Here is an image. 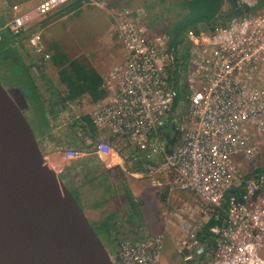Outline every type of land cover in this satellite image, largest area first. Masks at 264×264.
<instances>
[{
    "label": "built area",
    "instance_id": "obj_1",
    "mask_svg": "<svg viewBox=\"0 0 264 264\" xmlns=\"http://www.w3.org/2000/svg\"><path fill=\"white\" fill-rule=\"evenodd\" d=\"M72 1L0 0L6 16L0 31L20 38L35 20ZM78 1L107 12L110 35L122 43L125 58L103 77L105 95L90 112L97 137L63 153L107 157L121 138L133 176L154 187L166 181L201 205L200 218L182 224L177 242L186 264H264V173L244 179L241 163L264 150V9L234 14L214 29L190 30L187 47H172L168 35L143 23L144 6ZM28 43L50 58L39 31ZM166 232L123 239L114 264H162Z\"/></svg>",
    "mask_w": 264,
    "mask_h": 264
},
{
    "label": "rangeland",
    "instance_id": "obj_2",
    "mask_svg": "<svg viewBox=\"0 0 264 264\" xmlns=\"http://www.w3.org/2000/svg\"><path fill=\"white\" fill-rule=\"evenodd\" d=\"M38 1L39 0H32L33 3ZM236 1L238 2L239 8L242 10L249 7L253 2V0H248V2H250L249 4L241 0ZM172 4L177 7L179 6L178 8L181 6V4L178 5L177 1H174ZM229 8V3H224L221 15H225V13L230 10ZM57 10L35 20L32 26L29 27V30L25 33V35H27L32 31H39L42 34L44 43L47 47L46 51L50 54L49 59H51L53 55L56 57L55 60H57L58 57L61 58V55L66 54L63 63L68 64L70 60L77 59L89 66L92 63V60L98 59V56L101 58L106 56V61L113 63V61L110 60L111 57L109 52H107L108 49H103L104 47L102 49L98 48L105 44L101 42L105 41L103 37L110 25L104 11L97 7H82L80 4L78 8H64V10ZM253 10L252 12H255ZM177 12H179L178 9H172L169 10L167 14L163 13L168 24L179 19ZM160 14L161 12H156V15ZM2 18L3 22H1L0 28L2 27L6 16H2ZM161 21H164V18H159L157 23H160ZM153 24L156 23L154 22ZM168 27L158 26V29L166 30ZM5 34H7V32H5ZM165 34L173 40V36L169 31ZM108 35L110 37V32ZM185 35L186 36L183 38L185 39L184 43L187 47L189 45V37L187 34ZM113 38V43L108 40L109 43L106 45L110 46L113 44V50H119L120 52L122 43L117 41L118 39L116 36H113ZM3 39L4 36L1 33L0 42ZM97 51L102 52V54L94 55V53L97 54ZM184 53H186L185 50ZM93 56L96 57L92 58ZM0 80L22 109L31 125H33L30 112L32 106H30V103L8 85V80L4 78L1 70ZM259 84L264 85V74L262 75V81ZM35 94L36 93L31 89L27 93V95L32 98L36 96ZM61 146L65 148V145L62 144ZM53 147H49L48 143L44 148L46 151V158L49 163L53 158H59L58 162L61 163V166H64L62 172H59V170H56V168L53 167L61 175L64 181L71 185L70 187L80 192L86 190L89 186L87 184L90 182L93 184H97V182L100 183V190L101 192L103 191L102 199L107 200L105 203L109 204V210H106L105 213L107 215L111 212L114 214L112 218L110 217V220H104L108 221L111 240L108 241V239L102 237L106 247L111 253L112 259L115 260L118 256V244L120 241L126 238L134 240L141 235V233H139L138 236H135L136 234H134V228L137 224H140V231L142 230V233L144 231V234L164 231L166 229L167 239L162 264H183V262H181L182 257L177 251V242L184 234L182 224L185 221L192 222L193 220H198L200 218L201 205L195 201L193 194L177 189L170 191L171 186L166 184V181H163L162 187H154L146 177H135L131 174L128 160L126 161L128 168L126 172H123V170L118 168H115V170L112 171H107L104 170V167L101 164L96 165V163L91 162L82 163L76 166L73 161L78 162L77 160L80 158H68L65 153H63L64 150H67V147L63 151H57L56 149L53 150ZM115 147L117 148L116 145H114V148ZM54 152L62 153L54 156ZM241 161L243 178H249V176L259 173L257 172L258 168H264V150L259 152V155L255 159L250 160L249 158ZM81 167H83V169H81ZM76 168H78V171H76ZM129 178L139 180V183L133 186V184H130L127 181ZM123 179H125L126 182L122 181ZM106 180L109 182L113 181L114 183L109 185ZM90 191L91 188H88L86 193L92 199H96V194H93ZM81 206L83 208L82 203ZM131 208L133 213L129 215L128 211L131 210ZM88 213L90 218L87 217L97 230L96 225H99L100 223L97 224L95 219L96 216L92 214V211H89ZM103 223L104 222L101 224ZM166 225L167 228L165 227ZM142 236L143 235H141V237Z\"/></svg>",
    "mask_w": 264,
    "mask_h": 264
},
{
    "label": "water",
    "instance_id": "obj_3",
    "mask_svg": "<svg viewBox=\"0 0 264 264\" xmlns=\"http://www.w3.org/2000/svg\"><path fill=\"white\" fill-rule=\"evenodd\" d=\"M217 25L201 23L200 29ZM0 264H114L101 235L48 162L31 123L1 80Z\"/></svg>",
    "mask_w": 264,
    "mask_h": 264
},
{
    "label": "crops",
    "instance_id": "obj_4",
    "mask_svg": "<svg viewBox=\"0 0 264 264\" xmlns=\"http://www.w3.org/2000/svg\"><path fill=\"white\" fill-rule=\"evenodd\" d=\"M126 1H128V3H130L132 6L126 5ZM174 1H177L178 5L181 4L180 8H178L179 6L177 7L172 4ZM184 1L185 0H125L124 5L133 8L144 6L146 9V15H144L142 19L143 23H145L153 31L160 33L158 31V26L168 27L172 25V22L170 24L167 23L165 16H163V13L167 14L169 10L172 9H178L179 11H183ZM148 2L152 4L149 7L146 6V3ZM225 3L227 4L229 2L226 1ZM79 4L80 2L78 0H74L66 4L65 6H62L57 11L64 10V8H78ZM229 5V9H231L232 5L230 3ZM236 8L237 7L234 6V11H236ZM248 8L249 11L252 12V10L254 9L253 11L257 13L264 9V0H258L257 4L253 5L252 7H247L244 10L239 8L240 13H243L245 11L247 12ZM100 10L106 13L107 19L110 23V19L107 12L103 9ZM157 11L161 12V14L156 15ZM159 18H164V21L157 23ZM217 19L218 21L223 20V15H219ZM218 21H216L217 24ZM154 22L156 24H153ZM110 29L111 28L109 25L108 29L105 32V36L103 37L105 41L101 42L105 44L101 45L98 48L102 49L104 47L103 49H108L107 52H109V55L111 57L110 60L113 61V63H109L110 61L107 62L106 56L104 58L98 56V59L92 60V63L89 65L93 70L97 72V75L100 78L101 85L103 82V77L107 74L109 69L115 64L122 63L125 58V50L122 44L120 52L119 50H113V44H111L110 46L106 45L107 43H109L108 40L112 43L114 40L113 36L110 35L109 37L108 35ZM189 31L190 30L187 31V35ZM1 33L2 31H0V34ZM30 34H24L22 37L18 38V43H15V45H13L14 49H12V52L1 53L0 51L1 73L4 75V78L8 80V85L11 86L18 94L23 96L27 102L30 103V106H32L30 112L33 117L37 113L35 109L36 106L42 104L45 107V117L49 122L50 132L45 135L38 134L41 139V145L44 152H46L44 148L48 143L49 145L52 144V146H61L62 144L65 145V148L61 146V151L66 149V147L67 149L84 147L88 139H95L99 133V131L94 128V126L91 124L90 112L94 107V103L99 101L101 98L99 100H95L91 94L85 92L82 95L75 97L74 99H69L65 102L63 98L68 95L69 88L67 86V83L63 80L61 73L62 69L68 64L63 62L59 63L58 60H55L56 57L53 55L51 59L47 60L45 59L43 54L37 53L35 49L28 43ZM183 39L181 43L185 42V39ZM101 54L102 52L100 51H97V54L94 53V55ZM95 57L96 56H93L92 58ZM101 85L100 89H102ZM30 89L34 91V93H36V96L33 98L27 95ZM61 103H63L62 106H60ZM87 124L89 125V128L87 127ZM39 127L40 126H38L37 129ZM104 132L108 133V130L104 129ZM65 138L67 141L65 140ZM114 145H116L117 148L115 147L114 153L110 156L100 158L98 155L87 154L84 157L78 159V162L73 161V163L78 166L82 163L84 164L91 162L96 163V165L101 164L104 167V170L107 171H112L115 170V168H118L123 170V172H126L128 168L126 165L127 160L125 159V155L123 154L124 142L120 138L114 142ZM59 153L62 152H54V156L58 155ZM58 159L59 158L57 157L53 158L50 161V164L54 166L56 170L62 172L64 166H61V163L58 162ZM81 169H83V167H81ZM258 169L259 171H263L261 173H264V168ZM76 171H78V168H76ZM122 181L126 182L125 179H123ZM127 181L130 184H133V186L139 183V180L131 178L127 179ZM107 183L109 185H112L114 182L107 181ZM68 185L71 186L70 184ZM87 185H89L88 188H91L90 192L96 194V199H92L86 193L88 191V188H86V190H82L80 192L76 190L78 200L79 202L81 201L83 208L89 218V211H92V214L96 216L95 219L97 221V224L100 223L99 225H96V227L100 228L101 223L106 219L110 220L114 216V214L112 212L109 215L105 213L106 210H109V204L105 203L107 200L102 199L103 191L101 192L100 190V183L97 182V184H93L90 182ZM128 212V214L131 215L133 213L132 208ZM165 227L167 228V225ZM139 233H141V235H144V231L143 233L142 230L140 231V224H137L134 228V234H136L135 236H138ZM141 235L137 237V239H139ZM181 262H183V264H186L183 259H181Z\"/></svg>",
    "mask_w": 264,
    "mask_h": 264
},
{
    "label": "trees",
    "instance_id": "obj_5",
    "mask_svg": "<svg viewBox=\"0 0 264 264\" xmlns=\"http://www.w3.org/2000/svg\"><path fill=\"white\" fill-rule=\"evenodd\" d=\"M228 1L232 8L223 15V20L218 21V16L221 15V10L223 4ZM261 1V0H260ZM183 3V2H182ZM124 5V2H122ZM126 5H131L128 1L125 2ZM151 3H146V6H151ZM132 6V5H131ZM235 2L234 0H185L183 3V11L177 12L179 15V19L177 21L172 22V25L166 28V30L159 29L160 33H166L167 31L173 36L172 47H176L179 45L186 34L187 30H200V24L206 22H214L218 21L219 25L224 24L226 18L234 15L235 13ZM252 10V8H251ZM182 16V18H181ZM3 22V18L0 15V25ZM211 28H204L203 30H209ZM7 32V34H5ZM32 33V32H31ZM2 35L4 39L0 42V51L1 53L12 52L14 49L13 45L18 43V38L14 37L8 29L2 30ZM65 55H61V58L58 57V62L62 63ZM62 78L67 83L69 88V93L66 97H64V101L66 102L69 99H74L82 95L85 92L91 94L95 100H99L105 95V91L100 89V78L97 75V72L93 70L90 66L85 63L80 62L77 59H72L68 62V65L62 69ZM37 113L35 116L31 118L33 123L32 127L35 131V134L40 142L41 139L38 134H47L50 132V126L47 118L45 117V107L42 104H39L35 107ZM40 126L38 129L37 127ZM38 132V133H37ZM49 135V134H48ZM42 146V145H41ZM258 172H263L259 171ZM68 185V183H66ZM69 186V185H68ZM70 187V186H69ZM72 192L78 199L77 191L72 189ZM101 227H97L98 233L101 237H105L108 241L111 240V235L108 227V221H103ZM214 223L212 220L207 226L205 234L202 236L203 239L207 237L209 234V227Z\"/></svg>",
    "mask_w": 264,
    "mask_h": 264
},
{
    "label": "flooded vegetation",
    "instance_id": "obj_6",
    "mask_svg": "<svg viewBox=\"0 0 264 264\" xmlns=\"http://www.w3.org/2000/svg\"><path fill=\"white\" fill-rule=\"evenodd\" d=\"M63 103L60 104V106H62Z\"/></svg>",
    "mask_w": 264,
    "mask_h": 264
}]
</instances>
